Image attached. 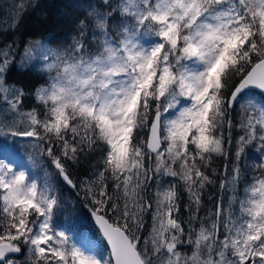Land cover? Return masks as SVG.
I'll list each match as a JSON object with an SVG mask.
<instances>
[{"label":"snow or ice","instance_id":"snow-or-ice-1","mask_svg":"<svg viewBox=\"0 0 264 264\" xmlns=\"http://www.w3.org/2000/svg\"><path fill=\"white\" fill-rule=\"evenodd\" d=\"M40 8L16 0L0 32ZM64 15L67 39L26 40L20 56L15 40L0 47V264H264V0H75ZM17 69L43 83L13 81ZM28 96L39 107L26 109ZM240 101L242 134L220 187L235 192L243 175V194L194 227L212 183L202 168L229 155ZM254 145L249 180L240 161ZM29 149L84 191L86 217L25 162ZM93 153L102 168L82 185L69 168ZM164 177L186 186L187 221L177 185L155 184ZM64 212L74 219L58 224Z\"/></svg>","mask_w":264,"mask_h":264},{"label":"trees","instance_id":"trees-1","mask_svg":"<svg viewBox=\"0 0 264 264\" xmlns=\"http://www.w3.org/2000/svg\"><path fill=\"white\" fill-rule=\"evenodd\" d=\"M70 1L71 4L65 7L66 12H72L75 7V0ZM39 2L41 4V8L34 12H30L24 17V22L18 32H0V46H3L5 43H11L13 40H15L17 47L22 49L24 42L32 38L39 39L43 38L45 35L50 36L55 34L62 39H67L68 36L74 35V33L70 32V25L66 22L65 15L59 19L54 13H52L53 8H55V6L61 2L60 0H39ZM53 46L55 47V45ZM245 70L249 71L250 66ZM10 75L13 81H22L29 86L36 84L37 81L43 83V78L38 72H32L29 75H23L19 69H17L16 71L10 73ZM236 79H239V77H236ZM244 103L245 101H240L234 107V110H230V118L233 120L234 127L231 133L233 146H226V150L229 152V155L227 157L213 155L211 162L206 163L202 168V170H204L205 173L209 175L212 183L206 185L204 189H202L200 211L197 214V220L193 221L194 227L198 226L199 220H202L205 216L210 215L215 210V205L219 203L221 199L227 202V200L232 195L235 194L240 196L243 194V188L245 186L243 175L239 188L235 192L232 190L231 184L225 185L224 188H221L220 184L226 178V180L230 181L231 168L235 163L232 155V152H234V142L238 136L242 134L238 126V122L243 119L244 109L241 107V105ZM31 107H39V103L35 100L34 96H28L25 100V108L27 109ZM257 147L258 145L249 146V148L246 150L245 156L243 157L242 161H240V167L243 172L247 174L249 180L253 176L258 175V172L253 171V166L259 163V158L261 156V153L257 151ZM100 159L101 157L96 153L88 156H81L79 163L72 165L69 168L73 179L75 181H79L82 185L84 181H90L94 179L92 176L94 175L95 171L102 168V165L99 163ZM45 160H47V158H45ZM35 173L38 177L43 176L40 174L38 168H35ZM57 179L60 181L59 177H57ZM170 181L176 182V184L183 191V195L181 196L180 200L181 217L184 221H187L190 215L188 205L191 203V201L189 199V194L186 191V186L174 178L170 179ZM62 192L70 194L71 200L75 199L72 204H76L75 206L78 209H81L82 214L86 217V209L91 207V205H88V200L85 197L84 191L81 189L71 190L65 186ZM85 205H88V207H85ZM65 214L69 215L68 212L63 213V215ZM89 220L88 223L91 224Z\"/></svg>","mask_w":264,"mask_h":264},{"label":"rangeland","instance_id":"rangeland-1","mask_svg":"<svg viewBox=\"0 0 264 264\" xmlns=\"http://www.w3.org/2000/svg\"><path fill=\"white\" fill-rule=\"evenodd\" d=\"M61 2L55 6V8H53L52 13H54L56 15L57 18L61 19L64 14H65V7L69 6L71 4L70 0H60ZM16 3V0H0V22H5L8 20V18L13 15L14 12V5ZM0 26H2V24H0ZM3 47V46H0ZM15 53L17 56H20L22 54L21 49H19L18 47L15 49ZM255 99L257 101H259L260 97L257 95L255 97ZM242 103V102H241ZM11 142V141H10ZM18 143H20L21 145H25L30 143L29 141H25V140H20L18 141ZM22 155L25 158V162L26 163H30V161L28 160V156H32L33 160L36 162V167L38 168L40 171V174L44 175V171L46 170L48 173L52 174L51 175V179L52 181H54L53 183L56 185V187L58 188V190L61 191V194L68 200H70L72 203L74 202L75 199L71 200V195L70 194H66L63 193L62 190L64 189V187L66 185H63L60 183V181L57 179V177L55 176V170L52 166H50V164L48 163V160H45L44 157H39L38 155H36L35 153L31 152V150L29 149L28 151H23L22 150ZM43 169V170H42ZM94 178V175L92 176ZM170 177H164L162 180H157L155 181V184H162L164 183V181H168L169 183H175L176 182H171L170 181ZM227 179V178H226ZM225 179V180H226ZM177 185V184H176ZM165 187H167V184H164ZM156 187L153 184L149 185L148 188V192L150 194H154L156 192ZM177 190L180 192L181 196L183 195V191L181 190V188L177 185ZM76 205V204H75ZM80 211H82L81 209H79ZM82 213V212H81ZM88 214V208L86 209V215ZM74 217H70L69 215L65 214V215H59L56 220L58 224H63V223H67L70 222L71 220H73ZM91 222L88 223L91 231H90V235L92 231H95V228L93 226V221L89 220ZM145 223H146V228L150 225L151 221L149 219V216L146 215L145 216ZM98 238V237H97ZM21 259H23V257H21Z\"/></svg>","mask_w":264,"mask_h":264}]
</instances>
